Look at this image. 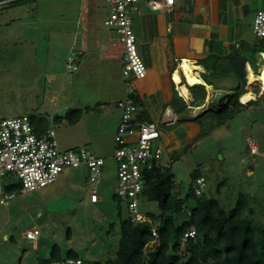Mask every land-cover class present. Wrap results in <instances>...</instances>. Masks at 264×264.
I'll use <instances>...</instances> for the list:
<instances>
[{
    "label": "rangeland",
    "instance_id": "obj_1",
    "mask_svg": "<svg viewBox=\"0 0 264 264\" xmlns=\"http://www.w3.org/2000/svg\"><path fill=\"white\" fill-rule=\"evenodd\" d=\"M239 8L232 25L240 34L238 46L255 73L264 67V57L260 59L253 50L264 51V46L256 43L252 20L257 11H264V0H242ZM106 10L104 0H0V122L31 116L34 127L55 131L61 152L84 147L105 160L96 183L89 182L86 168L79 166L64 169L53 183L32 192L17 188L1 192L0 264H39L50 260L56 248L60 258L73 251L83 263L115 257L120 221L128 217L125 207L114 201L117 177L112 160L122 79L117 51L122 46L103 25ZM87 24L113 57L108 60L112 65L106 69L107 77L103 76L102 60H98L104 53L81 46ZM71 55L78 59L73 72L66 69ZM106 80L115 92L105 89ZM234 84L233 80L230 85L214 84L209 111H220V102ZM247 92H254L257 100L239 107L225 123L217 125L214 115H201L200 134L176 152L171 172L181 196L190 190V175L200 172L205 179L204 196L217 200L227 213L240 196L245 197L253 212L246 216L264 227V95L257 83ZM70 110L81 112L74 125L63 120ZM56 117H61V122H56ZM249 138L257 147L253 156L248 150ZM3 183L19 185L11 176ZM94 189L99 198L96 202L90 200ZM9 194L13 197L5 205L3 195ZM140 211L160 214L152 201H142ZM28 231H37L38 239L27 240ZM157 246L149 243L144 254Z\"/></svg>",
    "mask_w": 264,
    "mask_h": 264
},
{
    "label": "built area",
    "instance_id": "obj_2",
    "mask_svg": "<svg viewBox=\"0 0 264 264\" xmlns=\"http://www.w3.org/2000/svg\"><path fill=\"white\" fill-rule=\"evenodd\" d=\"M108 6L107 15L103 21L104 27L115 34L122 46L121 77L124 97L116 104L120 112L113 142L112 160L116 165L117 185L115 198L125 207L132 223H149L147 214L140 211L146 177L150 172L171 169L172 161L164 157L160 146L161 132L154 122L139 119L135 83L147 76V67L139 54L137 37L133 30L134 13L140 4L154 12L170 13L175 0H104ZM252 33L256 42L264 40V11L259 10L252 20ZM79 55L80 53H76ZM260 57V56H259ZM260 59H262L260 57ZM76 56H69L66 69L69 72L77 70ZM255 78L256 72L248 70ZM248 75L246 77L247 86ZM258 88L261 91L259 82ZM252 86V85H251ZM249 86V87H251ZM264 95V91H262ZM251 156L256 155L257 147L253 138L247 139ZM105 160L87 148L78 151L61 152L56 140L55 131L47 129L37 132L32 126L29 116L3 119L0 122V193L7 187L4 180L15 177L19 181L21 191L28 193L46 187L53 183L66 168L84 166L91 183L98 182L102 175ZM205 179L200 176L192 184V191L197 197L204 194ZM13 195H3L7 205ZM90 200H99L95 189L90 193ZM156 236V231L152 230ZM39 235L36 231L25 234L27 240L36 241ZM195 237L191 228L182 239ZM53 264H84L80 259H66Z\"/></svg>",
    "mask_w": 264,
    "mask_h": 264
},
{
    "label": "trees",
    "instance_id": "obj_3",
    "mask_svg": "<svg viewBox=\"0 0 264 264\" xmlns=\"http://www.w3.org/2000/svg\"><path fill=\"white\" fill-rule=\"evenodd\" d=\"M256 43L260 44V48L264 46V40ZM259 53L264 54V51L259 48L253 50L255 55ZM218 61V58L210 57L203 63L209 72ZM247 63L249 64V60L242 52L232 54L226 61L223 72L234 75L236 84L231 93L224 96V101L220 102V111L207 110L204 113L214 115L217 125L228 121L242 106L238 99L246 93ZM201 77L203 84L192 86L186 84L190 98L180 99L174 96L170 101L169 106L174 114L181 116L188 106L203 104L208 99L209 89L206 86L213 87L210 80L217 79L219 75L209 72L203 73ZM253 102L250 101L247 105ZM80 114L79 110H70L63 120L74 125L79 121ZM200 117L194 122L202 125ZM29 119L34 127L31 116ZM139 119L145 120L141 116ZM54 120L61 122L62 118L56 117ZM186 121L189 120L186 118L179 120V122ZM34 129L39 133L47 130L40 127ZM171 169L153 171L146 177L142 201L155 202L160 214L147 215L149 223H132L129 217L121 220L115 257L104 262L86 261L84 264H264V227L255 225L248 217L253 215V212L249 208L247 199L240 196L235 207L227 213L217 200L207 198L204 194L197 197L192 191V184L201 176L198 171L190 175V190L181 196L175 189L176 183ZM14 188L21 190L20 185H15L7 187L5 191ZM114 201L121 204L115 198ZM190 202L192 206L189 207L187 205ZM120 216L119 211L118 217ZM112 227L113 224L109 226ZM191 228L195 230V237L186 239L181 245L184 234ZM152 230L156 231V236L152 234ZM151 242L157 243L158 246L155 251L145 255L143 251ZM65 258L79 259L73 251H68ZM65 258H60L59 250L56 248L51 251L50 260H41L39 264H53L64 261Z\"/></svg>",
    "mask_w": 264,
    "mask_h": 264
},
{
    "label": "crops",
    "instance_id": "obj_4",
    "mask_svg": "<svg viewBox=\"0 0 264 264\" xmlns=\"http://www.w3.org/2000/svg\"><path fill=\"white\" fill-rule=\"evenodd\" d=\"M241 1L175 0L174 8L170 13L150 11L143 3L135 10L133 30L137 37L139 54L147 67L145 79L135 83L138 116L145 119L142 121L154 122L158 125L162 131H160V146L166 152L165 158L172 162L178 158L176 152L180 148L187 147L200 134L201 126L194 120L208 110L214 93L210 90L212 87L206 86L209 89L208 99L203 104L188 106L181 116L174 114L169 106L173 97L190 98L186 84L189 86L203 84L201 77L203 73L219 75L217 79L210 80L213 86L214 84L230 85L231 80L235 81L234 75H228L223 71L227 59L232 54L241 52L238 46L240 34L232 25V20L238 18ZM106 15L107 10L104 19ZM109 33L112 39H116L113 32L109 30ZM85 34L81 46L89 51L95 48V51L104 53L98 60H102L105 66L103 76L107 77L109 72L106 69L112 65L108 60L109 57L112 59L113 57L107 53L106 43H102L101 37L93 32L89 24L86 25ZM232 45L234 48L231 47ZM258 55L264 57L263 53ZM117 56L121 76L122 47L117 51ZM210 57H216L219 61L208 72L203 62ZM108 63L110 65H107ZM184 64L189 67L190 74L198 79L199 83L187 82ZM250 69L253 72L247 63L246 77ZM104 85L110 93L115 92L107 80L104 81ZM247 87L249 86L246 83V93L251 89V87L246 89ZM250 93L255 96L254 92ZM118 95L120 96L118 101L124 97L122 79ZM255 97L256 99L251 101H256L258 96ZM239 103L242 106L246 105L240 102V98ZM181 118L189 121L179 122Z\"/></svg>",
    "mask_w": 264,
    "mask_h": 264
},
{
    "label": "bare ground",
    "instance_id": "obj_5",
    "mask_svg": "<svg viewBox=\"0 0 264 264\" xmlns=\"http://www.w3.org/2000/svg\"><path fill=\"white\" fill-rule=\"evenodd\" d=\"M183 69L185 70V73L187 75V82L189 84L199 83V80L196 79L195 77H193L190 74L189 67L186 64L183 65ZM247 79L249 81V83H248L249 86L253 85L254 82H259L260 85H261V91H264V67H262L260 69L259 75H257L256 78H255V76L251 72H249ZM246 89H249V87H247ZM255 96L252 95L251 93H246L245 95H243V96L240 97V102L243 103V104H247L251 100L256 99Z\"/></svg>",
    "mask_w": 264,
    "mask_h": 264
},
{
    "label": "water",
    "instance_id": "obj_6",
    "mask_svg": "<svg viewBox=\"0 0 264 264\" xmlns=\"http://www.w3.org/2000/svg\"><path fill=\"white\" fill-rule=\"evenodd\" d=\"M114 36H115V34H114ZM231 47H232V48H234V46H233V45H232Z\"/></svg>",
    "mask_w": 264,
    "mask_h": 264
}]
</instances>
